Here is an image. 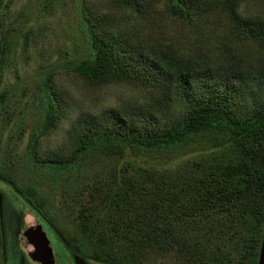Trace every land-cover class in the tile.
<instances>
[{
    "label": "trees",
    "instance_id": "trees-1",
    "mask_svg": "<svg viewBox=\"0 0 264 264\" xmlns=\"http://www.w3.org/2000/svg\"><path fill=\"white\" fill-rule=\"evenodd\" d=\"M165 1L167 14L181 22L216 10L233 31L251 39L263 35L264 6L247 18L238 12L239 0ZM140 2L111 0V6L136 18L132 27L81 6V52L62 68L91 84L126 85L141 95L126 110L77 114L66 152L39 151V138L59 110L51 72L38 82L39 124L29 131L22 166L8 145L10 133L1 141L11 111L8 92L0 88V183L5 186L0 192L10 187L25 197L95 264L155 258L166 264H255L264 221V102L249 100L243 110L237 108L244 90L235 67L220 69L204 57L150 49L151 33L138 27H151L140 24L147 11ZM25 38L0 28V80L7 56ZM193 39H187L189 49ZM171 94L180 116L168 108ZM20 130L12 136L19 139ZM177 154L183 157L172 166ZM44 187L57 192L63 216L53 212Z\"/></svg>",
    "mask_w": 264,
    "mask_h": 264
},
{
    "label": "rangeland",
    "instance_id": "rangeland-1",
    "mask_svg": "<svg viewBox=\"0 0 264 264\" xmlns=\"http://www.w3.org/2000/svg\"><path fill=\"white\" fill-rule=\"evenodd\" d=\"M140 1L147 9L140 24L143 26L144 23H149L151 27L141 28L139 24L138 27L143 32L147 30L151 33L152 38L148 37L147 40L150 49L165 51L160 49L165 47L176 51L180 54L179 57L195 55L207 58L220 69L235 67L238 70L239 86L244 90L241 93L244 101H235L237 108L243 110L245 101L251 103L249 100L254 104L264 102V29L262 37L251 39L233 31L227 16L221 11L214 10L212 14L208 11L181 22V19L167 14L165 0ZM211 2L214 4L216 0ZM219 4L218 2L216 5ZM82 5L92 12H108L118 25L132 27L136 24L135 17L125 16L123 9L111 6L114 5L111 0H2L0 3V28L6 29L7 36L17 32L26 35L25 39L18 40L11 55L7 56L0 80V88L8 92V108L11 111L1 141L10 133L8 145L13 155L19 158L20 166L29 131L39 124L41 96L38 82L44 73L51 72L49 84L54 95L58 94L55 99H58L59 110L51 128L39 138V151L42 154H49L54 150L67 151L75 134L72 120L80 112L97 114L109 107L120 110L126 106L127 109L140 101V90L136 88L119 84H91L62 68L65 60L81 52L82 35L79 21ZM260 6H264V0H239L237 9L240 16L253 18L259 14ZM199 26L200 31L197 32L196 28ZM188 38H194L190 49ZM182 43L185 47H182ZM170 98L173 102L168 103V108L173 106L175 115L180 116L181 108L175 107L176 98L173 94ZM19 126L22 128V135L18 139L12 135ZM194 155L195 153L185 154L184 157ZM182 157L183 154L175 155L172 158V166ZM0 187L5 188L2 183ZM43 190L51 205L55 207L53 212L59 217L63 216L64 210L60 207L57 192H53V189L49 191L48 188L46 190L45 187ZM4 194L0 192V196L5 197ZM18 196L22 198L20 202L25 204L21 207H28L30 210L31 206L26 198L21 194ZM6 200L7 207L1 206L3 219L4 210L7 213L10 209H19L18 203L11 196ZM26 211L24 212L27 218ZM40 219L52 226L43 216ZM46 238L51 241L53 250L61 256L69 254L67 256L71 261L70 245L49 233ZM25 241L29 242L27 238ZM36 253L39 258H44L45 249L37 245ZM155 259L146 260L143 264H166ZM67 263L72 264L69 261Z\"/></svg>",
    "mask_w": 264,
    "mask_h": 264
},
{
    "label": "flooded vegetation",
    "instance_id": "flooded-vegetation-1",
    "mask_svg": "<svg viewBox=\"0 0 264 264\" xmlns=\"http://www.w3.org/2000/svg\"><path fill=\"white\" fill-rule=\"evenodd\" d=\"M2 183V182H1ZM3 184V183H2ZM6 185V184H5ZM7 191V192H6ZM6 191H3L2 194H6V198L11 196V198L18 203V207L15 210L10 209L9 211L4 210V219L2 218V210L1 206L3 205L5 208L7 207V200L2 195L0 196V258L1 264H41L39 259H37L36 247L38 242L32 238V233L27 237L28 243L25 241V212L24 208L21 207L22 204L20 201L22 198L15 194V192L7 187ZM4 194V195H5ZM31 209V208H30ZM33 210V209H31ZM33 215L37 221H39L41 227L45 235L51 234L54 238L60 240L63 239L65 243L71 246V261L68 259L69 254H65V256H61L57 251L53 250L51 241L50 243V251H51V261L49 264H68L67 262H72V264H95L93 257L86 256L78 253V250L69 242H67L56 230L53 226H49L43 222L40 218L41 214L37 210H33ZM33 241V242H32ZM33 245L30 246V244Z\"/></svg>",
    "mask_w": 264,
    "mask_h": 264
},
{
    "label": "water",
    "instance_id": "water-1",
    "mask_svg": "<svg viewBox=\"0 0 264 264\" xmlns=\"http://www.w3.org/2000/svg\"><path fill=\"white\" fill-rule=\"evenodd\" d=\"M24 211H26V216L25 217V234L26 238L29 237V235L32 233V238H34L39 245V248L42 247V249H45L44 258H39L37 256V259H39V262L41 263L44 261H47L49 264L52 257H51V251H50V245L49 242L44 234V231L40 227V224L37 222L35 219L33 213L28 209V207H23ZM31 218V219H30ZM27 234H29L27 236ZM42 264V263H41ZM255 264H264V221H263V226H262V232H261V237L259 241V246H258V252H257V259Z\"/></svg>",
    "mask_w": 264,
    "mask_h": 264
}]
</instances>
